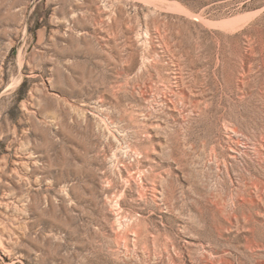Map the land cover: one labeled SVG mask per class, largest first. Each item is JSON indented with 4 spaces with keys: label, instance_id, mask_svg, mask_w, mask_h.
I'll list each match as a JSON object with an SVG mask.
<instances>
[{
    "label": "rangeland",
    "instance_id": "374dc122",
    "mask_svg": "<svg viewBox=\"0 0 264 264\" xmlns=\"http://www.w3.org/2000/svg\"><path fill=\"white\" fill-rule=\"evenodd\" d=\"M0 264H264V0H0Z\"/></svg>",
    "mask_w": 264,
    "mask_h": 264
}]
</instances>
